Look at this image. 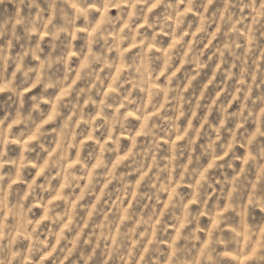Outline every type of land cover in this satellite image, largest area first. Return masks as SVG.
I'll use <instances>...</instances> for the list:
<instances>
[{
    "label": "clouds",
    "instance_id": "9594fccd",
    "mask_svg": "<svg viewBox=\"0 0 264 264\" xmlns=\"http://www.w3.org/2000/svg\"><path fill=\"white\" fill-rule=\"evenodd\" d=\"M0 264H264V0H0Z\"/></svg>",
    "mask_w": 264,
    "mask_h": 264
}]
</instances>
